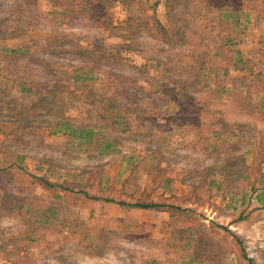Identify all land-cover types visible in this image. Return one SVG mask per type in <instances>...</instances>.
I'll return each mask as SVG.
<instances>
[{
    "label": "rangeland",
    "instance_id": "obj_1",
    "mask_svg": "<svg viewBox=\"0 0 264 264\" xmlns=\"http://www.w3.org/2000/svg\"><path fill=\"white\" fill-rule=\"evenodd\" d=\"M110 1L0 0V264H264V0Z\"/></svg>",
    "mask_w": 264,
    "mask_h": 264
},
{
    "label": "trees",
    "instance_id": "obj_2",
    "mask_svg": "<svg viewBox=\"0 0 264 264\" xmlns=\"http://www.w3.org/2000/svg\"><path fill=\"white\" fill-rule=\"evenodd\" d=\"M21 1H22V4L25 6V9L27 10V12L35 13L38 0H21ZM94 1L95 0H88V1L86 0V5H88L89 11L93 12V15H96L97 13L94 11H96L98 8H100L101 11H100V14H98V15H101V16H103V18L105 20H108L107 14L109 11V6H110L109 2H111V1L106 0L107 3H103L102 0H97L96 3H99V4H95ZM49 5H50V9H49L48 14L50 16H52L56 21H59V22L60 21L63 22L64 20H66L67 17H70V16L74 15V13H75V11L73 9L74 0H49ZM62 9H65V10L61 11ZM229 15H230V12L227 10L225 12V15H224L225 21L228 19ZM91 18H92V16H91ZM19 20H22V19L19 18ZM133 22L134 21L131 19L126 24L128 26H132ZM239 23H240L239 20H236L234 22V26L238 27ZM2 25H3V22L0 19V26H2ZM139 26L142 27L141 23H139ZM192 27H196V24L193 23ZM184 28H187V26H185ZM208 28H209V26L206 25V29H208ZM213 30H214V28H212V31H211L212 34H213ZM157 31H158V34H159L161 40L166 41L167 43L174 41L173 39H169L166 37L168 30L161 23H159V28ZM173 31L174 32L176 31L175 28H173ZM197 34L200 36V39H202L203 41H207V42H209V44L211 46H214V49H213V47H211V50H210L211 53L213 51H215L214 56H213L214 59L220 57L223 54V52H225V50H229L228 48L237 44V39L233 35L228 34V35H226L225 41H223V38H222V43H221V48H220L222 51L219 52L218 49L216 48L217 43L214 42L213 40H210V41L206 40L204 38L206 36V33H204V35H203L201 28L197 29ZM178 38L182 39V41H181V43H179V45H184V44H187V42H189L191 37L186 38L187 42L184 41V37H178ZM66 121H68V120L66 119ZM62 131L67 132L69 134V136H73L75 138L87 139V141H90V139L93 136V131L91 128H76V127L70 125L69 123H65V122L60 124V127L56 132H62ZM112 146H113L112 143L108 144V149H110ZM55 186H57V185H55ZM65 190H70V189L65 188ZM83 193L87 197V193L86 192H83ZM88 198L96 199V197H88ZM121 205L129 206L132 208H139V209H153V208L155 209V208H160L159 206H161L159 204H144V203H135V204L121 203Z\"/></svg>",
    "mask_w": 264,
    "mask_h": 264
}]
</instances>
